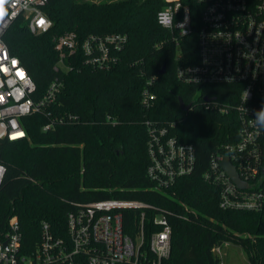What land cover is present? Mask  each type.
<instances>
[{
    "label": "trees",
    "instance_id": "1",
    "mask_svg": "<svg viewBox=\"0 0 264 264\" xmlns=\"http://www.w3.org/2000/svg\"><path fill=\"white\" fill-rule=\"evenodd\" d=\"M179 1L188 6L192 26L180 41V52L186 63H195L200 6L196 0ZM166 4V0H47L43 11L51 27L46 32L31 33L21 15L7 28L4 40L33 80V98H41L52 81L60 82L55 100L43 112L20 119L24 138L0 139V163L5 167L0 235L8 218L15 216L23 252L35 249L43 222L54 236H65L66 214L75 204L125 199L189 217H168L171 249L162 264H218L212 248L224 242L244 249L248 264H264V205L258 211L223 210L218 188L201 178L210 155L237 140L239 121L234 110H207L200 100L206 94L235 103L237 88L187 84L176 78L178 49L169 31L156 21ZM68 32L75 33L79 45L92 34L121 33L127 40L106 70L84 64L79 46L73 54L65 51L54 70L60 59L54 38ZM148 77L154 78L155 99L144 107L140 92ZM178 98L190 107L181 109ZM50 119L52 126L43 130ZM145 119L160 126L173 121L171 132L195 150L193 171L164 190L154 189L146 176ZM122 217L124 232L134 237L138 211L123 209ZM143 227L147 240L152 228L148 218Z\"/></svg>",
    "mask_w": 264,
    "mask_h": 264
},
{
    "label": "built area",
    "instance_id": "2",
    "mask_svg": "<svg viewBox=\"0 0 264 264\" xmlns=\"http://www.w3.org/2000/svg\"><path fill=\"white\" fill-rule=\"evenodd\" d=\"M166 1L168 4L157 12L156 21L169 31L178 49L176 78L194 85H232L238 91L235 103L219 101L206 94L200 100L199 104L207 110L220 113L234 110L239 121L237 140L224 144L221 153L210 155L201 178L218 188L219 208L258 211L264 205V126L256 118V112L264 107V0H196L200 6V26L195 63H186L180 52L181 39L192 32L189 8L179 0ZM46 2L0 0V139L24 138L26 133L20 119L43 112L60 89V82L54 80L41 98L34 99L33 80L4 40L7 28L20 15L27 21L31 33L46 32L51 27L43 11ZM54 39L60 56L54 70L62 64L64 52L73 54L78 46L84 64L106 70L115 64L116 52L124 46L127 37L121 33L92 34L80 45L74 32ZM153 80L148 77L141 89L140 100L144 107L154 102ZM52 120L42 129H50ZM144 124L146 176L154 189L164 190L177 178L193 171L195 150L191 143L180 141L171 132L173 121L160 126L145 119ZM225 156L246 186H237L221 168L220 162ZM4 171L0 163V184ZM129 208L137 210L139 216V228L134 237L123 230L122 210ZM184 211L188 212L186 206ZM171 215L189 218L185 213L137 200L103 199L75 204L66 214V235L54 236L43 222L40 241L28 253L21 247L17 218L10 216L6 230L0 235V264H162L170 255L168 217ZM146 218L152 226L147 240L143 227ZM222 245L212 248L218 264H224L220 255Z\"/></svg>",
    "mask_w": 264,
    "mask_h": 264
},
{
    "label": "rangeland",
    "instance_id": "3",
    "mask_svg": "<svg viewBox=\"0 0 264 264\" xmlns=\"http://www.w3.org/2000/svg\"><path fill=\"white\" fill-rule=\"evenodd\" d=\"M220 255L224 264H248L244 249L233 242L223 244Z\"/></svg>",
    "mask_w": 264,
    "mask_h": 264
},
{
    "label": "water",
    "instance_id": "4",
    "mask_svg": "<svg viewBox=\"0 0 264 264\" xmlns=\"http://www.w3.org/2000/svg\"><path fill=\"white\" fill-rule=\"evenodd\" d=\"M163 71H164V67L162 66V68L159 70V73H163ZM203 98L207 99V96H204ZM178 101L181 109L186 110L190 107V104H184L181 98H178ZM220 166L222 169H224L227 172V174L231 177V179L235 182L237 186L239 187L246 186V184L238 178L234 166L230 163L227 156L223 157V159L220 162Z\"/></svg>",
    "mask_w": 264,
    "mask_h": 264
},
{
    "label": "clouds",
    "instance_id": "5",
    "mask_svg": "<svg viewBox=\"0 0 264 264\" xmlns=\"http://www.w3.org/2000/svg\"><path fill=\"white\" fill-rule=\"evenodd\" d=\"M256 118H257V122L261 126H264V107H262L260 110L256 112Z\"/></svg>",
    "mask_w": 264,
    "mask_h": 264
}]
</instances>
